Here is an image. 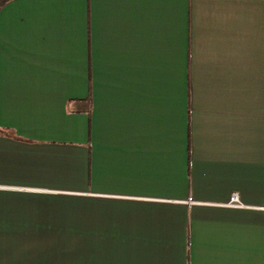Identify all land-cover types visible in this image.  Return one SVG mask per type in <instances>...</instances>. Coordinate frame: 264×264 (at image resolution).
Here are the masks:
<instances>
[{
	"label": "crops",
	"instance_id": "1",
	"mask_svg": "<svg viewBox=\"0 0 264 264\" xmlns=\"http://www.w3.org/2000/svg\"><path fill=\"white\" fill-rule=\"evenodd\" d=\"M0 264H264V0H0Z\"/></svg>",
	"mask_w": 264,
	"mask_h": 264
},
{
	"label": "built area",
	"instance_id": "2",
	"mask_svg": "<svg viewBox=\"0 0 264 264\" xmlns=\"http://www.w3.org/2000/svg\"><path fill=\"white\" fill-rule=\"evenodd\" d=\"M189 202H193V201L189 200ZM225 204L231 207H244L245 206V204L241 201L240 196L237 192L232 193L229 201Z\"/></svg>",
	"mask_w": 264,
	"mask_h": 264
}]
</instances>
